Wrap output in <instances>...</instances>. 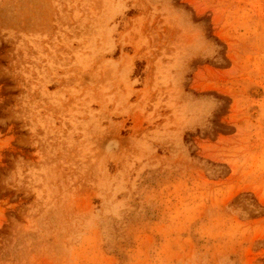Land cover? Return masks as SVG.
<instances>
[{"label":"rangeland","instance_id":"1","mask_svg":"<svg viewBox=\"0 0 264 264\" xmlns=\"http://www.w3.org/2000/svg\"><path fill=\"white\" fill-rule=\"evenodd\" d=\"M0 264H264V0H0Z\"/></svg>","mask_w":264,"mask_h":264}]
</instances>
